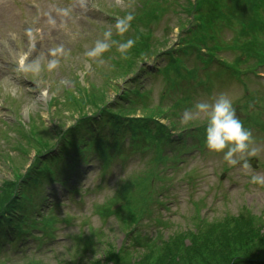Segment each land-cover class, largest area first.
<instances>
[{
  "label": "rangeland",
  "instance_id": "rangeland-1",
  "mask_svg": "<svg viewBox=\"0 0 264 264\" xmlns=\"http://www.w3.org/2000/svg\"><path fill=\"white\" fill-rule=\"evenodd\" d=\"M187 2L0 0V205L14 221L27 217L32 228L25 237L30 241L3 254L0 264H168L169 255L162 258L165 244L174 241L200 256L181 264H217L210 254L217 256L223 249L236 254L241 248L237 236L248 231L237 233V225L213 227L233 219L264 226V184L251 182L253 175L264 176V78L248 73L239 81L231 79L223 74L221 61L206 67L190 59L185 71L165 60L187 24ZM128 15L132 20L123 36L134 34L131 25L145 34L133 36L134 44L124 53L118 39L112 53L88 55L97 41L112 45L120 33L117 20ZM108 31L111 36L105 37ZM262 41L264 34L257 35L252 43L244 41V48L259 52ZM207 44L220 47L221 41L209 36ZM211 53L206 49L205 54ZM223 57L232 60L225 52L216 59ZM22 60L39 65V72L20 71ZM53 61L55 67L49 68ZM233 63L243 70L242 60ZM153 71L159 72L157 77L142 81ZM257 73L264 76V68ZM131 88L137 90V102L121 105ZM200 92L213 95L209 105L219 94L229 97L237 118L252 133V154H239L235 166L223 153L209 151L191 130L201 125L205 131L207 112L191 113L194 125L185 127L181 117L166 113L173 102L184 103L189 96H202ZM104 116L110 124L101 121ZM118 124L117 130L110 128ZM168 127L182 142L169 136ZM93 135L100 138L95 141ZM80 137L92 147L77 185L70 178L74 182L63 190L51 182L45 194L50 177L46 168H55L51 159ZM169 149L173 161L159 159V151ZM246 158L256 160L255 169L243 167ZM158 168L163 173L155 172L159 177L153 175L151 181L156 199L151 201L156 203L140 222L146 194L131 185ZM137 184L141 191L142 184ZM36 196L42 197L39 206ZM2 199L8 203L1 204ZM260 238L264 241L262 232ZM25 246L26 251H18Z\"/></svg>",
  "mask_w": 264,
  "mask_h": 264
},
{
  "label": "clouds",
  "instance_id": "clouds-1",
  "mask_svg": "<svg viewBox=\"0 0 264 264\" xmlns=\"http://www.w3.org/2000/svg\"><path fill=\"white\" fill-rule=\"evenodd\" d=\"M132 16L128 15L122 19L117 20L116 29L123 33L127 31L129 22ZM105 37H110L111 32H105ZM134 41L127 40L120 46L121 50L132 47ZM109 48V44L100 41L96 42L95 47L88 53L90 56L99 55ZM54 54V53H53ZM55 67L53 61L49 64V68ZM20 71L39 72V65H28L22 60L19 65ZM209 108L211 109L209 112ZM195 110L198 113H208L207 126L204 131V145L213 153H223V159L232 166L240 163L239 154H249V145L252 141V133L244 127L242 122L237 118L233 103L225 94H219L212 105L204 102H198L192 106V109L185 110L181 119L188 122L192 119L191 112ZM227 148V151L225 149ZM243 167L247 168L246 161ZM252 183L264 184V176L253 175L251 177Z\"/></svg>",
  "mask_w": 264,
  "mask_h": 264
},
{
  "label": "trees",
  "instance_id": "trees-1",
  "mask_svg": "<svg viewBox=\"0 0 264 264\" xmlns=\"http://www.w3.org/2000/svg\"><path fill=\"white\" fill-rule=\"evenodd\" d=\"M1 202H2L1 204H7L8 200L2 199ZM11 212L16 213V211L14 210H12ZM10 216L11 215L4 212V207L0 205V233H2L3 228L4 230H7L8 226L9 227L11 226L10 225L11 220L8 219ZM229 222H232V223L215 226L212 229L216 227L219 230L226 229V228L232 229L234 226L237 225L239 228L234 227L236 228L237 233L248 231L244 234L241 233L240 235L237 236L238 241H240L238 245L241 248L237 251L236 254L235 253L232 254L223 249L222 253L218 254L217 256H213L212 254H210V257H217L218 258V260H216L218 261L217 264H258V263L264 264V260H262L264 258V241H262V239L260 238V233L262 232V237L264 240V226H260L251 221H246V220H241V219H233V220H230ZM241 228L244 230L242 231ZM231 233H232V236L237 234L235 232H231ZM5 236L6 235H0V239ZM193 236H196V235H193ZM206 237H208L207 234L204 236H199V239L206 238ZM224 240L225 238L221 237L220 243L221 244L224 243ZM250 240H252L251 244L249 243ZM179 243L180 242L174 241V242L165 244L164 255L162 258L169 255L168 264H181L183 262H188V261L193 260L194 257L200 258L198 254L190 250L189 246H182L181 248L178 246ZM260 256H263V257H260ZM208 257H209V253H208ZM96 264H101V263H96ZM109 264H118V262L115 260H110ZM136 264H147V263L143 261H139ZM154 264H157V263H154Z\"/></svg>",
  "mask_w": 264,
  "mask_h": 264
}]
</instances>
